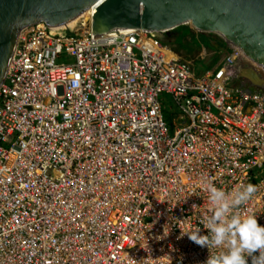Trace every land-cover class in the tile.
Instances as JSON below:
<instances>
[{
  "label": "built area",
  "instance_id": "obj_1",
  "mask_svg": "<svg viewBox=\"0 0 264 264\" xmlns=\"http://www.w3.org/2000/svg\"><path fill=\"white\" fill-rule=\"evenodd\" d=\"M90 29L17 33L0 83V264H205L185 233L208 234L210 182L254 185L239 210L264 227V101L225 88L244 59L224 47L192 72L154 34ZM162 94L182 111L171 128Z\"/></svg>",
  "mask_w": 264,
  "mask_h": 264
},
{
  "label": "water",
  "instance_id": "obj_2",
  "mask_svg": "<svg viewBox=\"0 0 264 264\" xmlns=\"http://www.w3.org/2000/svg\"><path fill=\"white\" fill-rule=\"evenodd\" d=\"M84 18H90L93 35L130 30L167 34L188 24L218 36L245 59L244 64L231 61L225 88L264 101V0H0V83L20 29L43 23L52 31Z\"/></svg>",
  "mask_w": 264,
  "mask_h": 264
},
{
  "label": "clouds",
  "instance_id": "obj_3",
  "mask_svg": "<svg viewBox=\"0 0 264 264\" xmlns=\"http://www.w3.org/2000/svg\"><path fill=\"white\" fill-rule=\"evenodd\" d=\"M91 14L92 13H90V15ZM185 26L190 27L196 33L197 53L189 57L185 55L183 50L161 40V37H164L176 27L169 30L167 34L165 31H139L154 34L161 44L167 46L188 61L198 60V57L207 60L212 51L200 41L197 37L198 34L211 35L218 39L219 37L198 32L188 24ZM198 41L206 47L207 54L199 55L200 47L197 45ZM224 47L225 46H223V49ZM223 49L218 53V59L210 67L196 70V72H203L215 65L216 62L220 60ZM244 62L240 64H244ZM162 114L167 125L171 128L174 121L169 122L166 119L163 110V102ZM205 190L208 193V211L210 214L204 218L203 227L207 230L208 234L201 235V229L199 227L194 231L185 233L192 242L201 247H207L209 250L210 254L205 264H248L249 257L251 258V264H264V227L258 224L256 215L245 214L239 210L241 206L246 205L252 198L256 191V187L252 184L240 185L229 192L224 187H216L214 183L210 182L207 184ZM193 207H195V205H193Z\"/></svg>",
  "mask_w": 264,
  "mask_h": 264
},
{
  "label": "trees",
  "instance_id": "obj_4",
  "mask_svg": "<svg viewBox=\"0 0 264 264\" xmlns=\"http://www.w3.org/2000/svg\"><path fill=\"white\" fill-rule=\"evenodd\" d=\"M195 34L196 33L193 31V29L182 25L173 29L164 37H161V40L183 50L185 55L189 57L192 54H195L197 49ZM197 37L201 42H203L205 46H207L208 49H211L212 51L207 60H193L197 70H202L210 67L218 59V53L222 51L223 46L218 38H215L211 35L198 34Z\"/></svg>",
  "mask_w": 264,
  "mask_h": 264
},
{
  "label": "rangeland",
  "instance_id": "obj_5",
  "mask_svg": "<svg viewBox=\"0 0 264 264\" xmlns=\"http://www.w3.org/2000/svg\"><path fill=\"white\" fill-rule=\"evenodd\" d=\"M78 25V24H77ZM197 53V50L195 51ZM187 60L186 58H184ZM198 60H202V57H198ZM57 63H60L57 61ZM188 68L192 72H196L197 68L194 63V61H189ZM162 102H163V110H164V115L166 116V119L170 121H174V118L177 117L178 114H180L182 111L177 107L175 103L172 102L170 96L166 94L161 95Z\"/></svg>",
  "mask_w": 264,
  "mask_h": 264
},
{
  "label": "bare ground",
  "instance_id": "obj_6",
  "mask_svg": "<svg viewBox=\"0 0 264 264\" xmlns=\"http://www.w3.org/2000/svg\"><path fill=\"white\" fill-rule=\"evenodd\" d=\"M90 13H93L92 9L88 11V15H90ZM81 19H83V18H81ZM81 19H77V20L73 21L72 23H70L68 25L62 26L61 28L66 27V29L68 31H71V32L75 33L76 35L80 36V35L83 34V32L86 29H89V27H90L89 26L90 25V18L84 19V20H86L88 22L89 25L82 23Z\"/></svg>",
  "mask_w": 264,
  "mask_h": 264
}]
</instances>
